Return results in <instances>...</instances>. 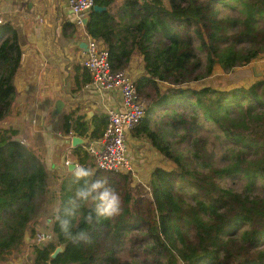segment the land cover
I'll use <instances>...</instances> for the list:
<instances>
[{
    "label": "trees",
    "instance_id": "16d2710c",
    "mask_svg": "<svg viewBox=\"0 0 264 264\" xmlns=\"http://www.w3.org/2000/svg\"><path fill=\"white\" fill-rule=\"evenodd\" d=\"M92 3L106 11H90L84 33L104 46L111 71H125L132 58L142 63L134 88L145 115L129 135L174 170L154 169L145 187H132L128 174L94 170L119 193L121 214L85 224L84 206L74 231L89 232L91 242L73 244L53 222L76 187L71 172L50 191L38 153L14 141L16 131L0 129V264L22 254L25 235L34 238L50 197L58 203L46 228L52 240L29 246L31 264H264V80L228 91L192 87L215 67L227 75L264 55V0ZM63 27L65 36L75 33L73 25ZM18 44V33L4 23L0 122L14 100ZM83 120L64 115V136L83 138L89 131ZM91 122L89 139L97 140L106 118ZM70 155L72 165L93 170L81 148ZM59 246L63 253L50 261Z\"/></svg>",
    "mask_w": 264,
    "mask_h": 264
},
{
    "label": "crops",
    "instance_id": "0c3cea01",
    "mask_svg": "<svg viewBox=\"0 0 264 264\" xmlns=\"http://www.w3.org/2000/svg\"><path fill=\"white\" fill-rule=\"evenodd\" d=\"M0 16L4 23L11 25L18 33L21 52L13 79L14 100L8 116L0 122V129L16 131L14 141L38 153L47 169L50 191L53 192L60 179L70 173L62 162L66 160L70 165L75 163L70 155L73 149L65 145V140L73 136H64L62 117L74 114L75 117L84 118L89 131L80 138L85 145L77 147L84 152L87 144L98 140L89 139L93 128L91 120L106 118L108 111L119 110L120 97L113 92L97 93L89 86L90 78L82 69L81 61L85 54L83 44L86 45L90 38L84 33L83 27L74 25V17L64 0H0ZM69 24L75 27V33L65 36L63 26ZM68 33L66 31L67 35ZM125 72L133 80L138 78L142 74L141 60L132 58ZM259 80H264V55L227 75L215 67L212 75L198 88L210 87L217 91L246 89ZM55 99H59L64 105L61 117L44 128V117ZM87 114L90 115L88 118ZM52 124L57 127L54 128ZM102 132L103 127L98 130L99 134ZM125 147L126 158L134 167L132 187L147 186L154 169L166 172L174 170L170 163L143 140L132 139L128 134ZM57 205L55 198L48 199L35 223L34 238L30 240L25 235L24 243L27 246L22 254L18 257L9 255L2 264H31L29 246L35 244L37 234L45 231L44 226L50 223L49 217L56 212Z\"/></svg>",
    "mask_w": 264,
    "mask_h": 264
},
{
    "label": "built area",
    "instance_id": "2783aa9c",
    "mask_svg": "<svg viewBox=\"0 0 264 264\" xmlns=\"http://www.w3.org/2000/svg\"><path fill=\"white\" fill-rule=\"evenodd\" d=\"M67 9L74 17V25L81 27L82 19L91 11L92 0H64ZM4 21L0 16V27ZM81 67L90 78L89 86L97 93H117L120 107L117 111H108L106 125L101 137L84 147L86 155L94 162V170L114 174H128L133 178L134 167L126 158L125 139L145 115V103L139 99L134 80L125 71L112 72L107 51L100 43L87 39ZM165 87V86H164ZM64 168L70 166L63 161ZM51 236L39 233L36 244L48 243Z\"/></svg>",
    "mask_w": 264,
    "mask_h": 264
},
{
    "label": "clouds",
    "instance_id": "9594fccd",
    "mask_svg": "<svg viewBox=\"0 0 264 264\" xmlns=\"http://www.w3.org/2000/svg\"><path fill=\"white\" fill-rule=\"evenodd\" d=\"M73 183L76 185L72 195L56 213L53 222L59 225L63 236L73 244L91 242V235L85 230L74 231V220L81 208L89 206L90 210L83 217L85 224H94L102 219H111L121 214V198L110 186L105 176H97L95 171L77 165L71 170Z\"/></svg>",
    "mask_w": 264,
    "mask_h": 264
},
{
    "label": "water",
    "instance_id": "95a60500",
    "mask_svg": "<svg viewBox=\"0 0 264 264\" xmlns=\"http://www.w3.org/2000/svg\"><path fill=\"white\" fill-rule=\"evenodd\" d=\"M106 9L105 8H101V7H97V6H93L91 9V12L93 13H102L105 12ZM87 22V18L82 19L81 25L84 28ZM85 45L83 44V48L85 50ZM63 103L59 100V99H55L53 101L52 107L50 108V110L48 111V113L46 114V116L44 117V121H43V127L44 128H48V125L51 121H54L58 118L61 117L62 111H63ZM90 115L87 114L86 117L88 118ZM65 145L69 146L71 149L77 148L79 146H84L85 142L82 141L79 137H71L70 139L65 140ZM74 168L73 165H70L67 167V171L71 172V170ZM63 253V247L59 246L56 247L53 252L50 254L49 256V260H54L58 255ZM49 264V263H47Z\"/></svg>",
    "mask_w": 264,
    "mask_h": 264
},
{
    "label": "rangeland",
    "instance_id": "374dc122",
    "mask_svg": "<svg viewBox=\"0 0 264 264\" xmlns=\"http://www.w3.org/2000/svg\"><path fill=\"white\" fill-rule=\"evenodd\" d=\"M119 5V1H116V3L113 5V7L111 8L112 10V13H114V11H115V9L117 8V6ZM263 23V22H262ZM262 23H260L261 25H262ZM136 69V68H135ZM235 71V70H234ZM233 72V71H232ZM231 73V72H230ZM203 82V81H202ZM202 82H200V83H198V84H196V85H194V86H192L193 88H198V87H200L201 85V83ZM203 84V83H202ZM163 87V86H162ZM164 88V87H163ZM163 88H161L162 90H163ZM145 107H146V104H145ZM52 126L54 127V128H56L57 127V125L56 124H52ZM57 159H55V161H56ZM62 170H64V169H62ZM50 217H51V215H50ZM49 217V218H50ZM41 225H43L42 223H41ZM48 226H49V224H48ZM48 226H44V229H45V231H42L43 232V234H45V235H49L50 236V234L48 233V230L46 229Z\"/></svg>",
    "mask_w": 264,
    "mask_h": 264
}]
</instances>
